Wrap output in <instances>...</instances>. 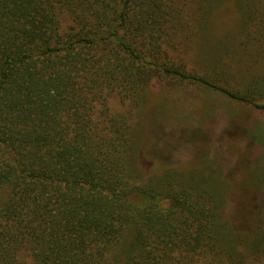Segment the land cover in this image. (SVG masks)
<instances>
[{
	"label": "trees",
	"instance_id": "obj_1",
	"mask_svg": "<svg viewBox=\"0 0 264 264\" xmlns=\"http://www.w3.org/2000/svg\"><path fill=\"white\" fill-rule=\"evenodd\" d=\"M226 1L0 0V264L264 263V187L235 222L215 158L177 171L146 134L172 80L264 110L257 84L216 83ZM234 1L264 19V0ZM198 40L203 75L182 60Z\"/></svg>",
	"mask_w": 264,
	"mask_h": 264
},
{
	"label": "rangeland",
	"instance_id": "obj_2",
	"mask_svg": "<svg viewBox=\"0 0 264 264\" xmlns=\"http://www.w3.org/2000/svg\"><path fill=\"white\" fill-rule=\"evenodd\" d=\"M240 5L246 12L252 6L249 2ZM241 14L234 0L213 11L210 39L220 45L218 66L230 74L216 83L241 92L257 84L256 97L264 103V19L250 27ZM201 51L198 40L182 54L187 70L198 75L204 74L206 65ZM168 83L169 89L155 86L149 97L144 115L147 140L153 143L149 145L158 160L177 171L215 158L212 166H220L231 176L228 203L234 221L241 220L248 208L245 202L254 205L256 192L264 187V110L194 82ZM160 167L154 172H160Z\"/></svg>",
	"mask_w": 264,
	"mask_h": 264
}]
</instances>
